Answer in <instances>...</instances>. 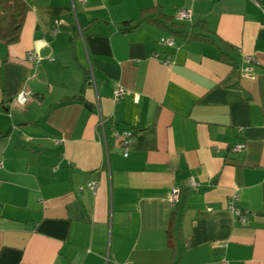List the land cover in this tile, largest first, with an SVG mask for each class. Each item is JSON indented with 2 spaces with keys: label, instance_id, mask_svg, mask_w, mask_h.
Here are the masks:
<instances>
[{
  "label": "crops",
  "instance_id": "crops-1",
  "mask_svg": "<svg viewBox=\"0 0 264 264\" xmlns=\"http://www.w3.org/2000/svg\"><path fill=\"white\" fill-rule=\"evenodd\" d=\"M25 1L0 40V264H264V0ZM180 8L208 40L170 29Z\"/></svg>",
  "mask_w": 264,
  "mask_h": 264
},
{
  "label": "built area",
  "instance_id": "built-area-1",
  "mask_svg": "<svg viewBox=\"0 0 264 264\" xmlns=\"http://www.w3.org/2000/svg\"><path fill=\"white\" fill-rule=\"evenodd\" d=\"M82 3H86L87 0H79ZM193 19V14L190 9L186 8H180L175 13V20L182 23L191 22ZM59 24L60 21L58 19H55L53 22V26L51 29L52 35H56L59 32ZM159 44L162 46H168V47H174L175 46V38L173 36L168 37H162L159 40ZM155 58H159V54H154ZM28 59L30 61H39L40 57L37 53H28ZM163 64L170 63V59L168 57L161 60ZM246 63L248 65L257 63V59L253 55H248L245 57ZM244 72L250 77L254 78V74L252 73V68L250 66H247L244 69ZM126 94V91L121 86L117 87L113 91V98L116 101H120L124 95ZM30 96L29 92H22L18 97V102L21 104H25L28 100V97ZM136 100L139 99L138 96L135 97ZM101 126L103 130H105L104 125V119L101 117ZM112 137L114 138L116 144L119 146L120 149L123 150L124 156L127 157L131 151V147L135 141L136 134L131 128H122L118 129L117 127H112ZM246 145L244 142H238L232 146L233 152H241L245 149ZM3 166L2 160L0 158V168ZM193 185H197L195 182H193ZM87 187L91 189L94 193H96L98 183L96 181H91L87 184ZM80 189H83V187H80ZM180 200V189L178 187H174L171 190L169 201L171 206H175L177 203H179ZM229 209L239 218L240 221L246 222V212L238 209L234 202L229 204ZM222 264H228V261L224 260L222 261Z\"/></svg>",
  "mask_w": 264,
  "mask_h": 264
},
{
  "label": "trees",
  "instance_id": "trees-1",
  "mask_svg": "<svg viewBox=\"0 0 264 264\" xmlns=\"http://www.w3.org/2000/svg\"><path fill=\"white\" fill-rule=\"evenodd\" d=\"M28 11L29 5L25 0H0V40L5 46L19 42ZM187 28L186 24L176 22L172 24L170 29L187 41H205L209 39L207 36L195 31H188ZM222 51L223 59H226L228 54H226L225 50ZM183 206V200L180 198L179 203L173 206L171 212L170 227L167 231L170 246H176L174 233Z\"/></svg>",
  "mask_w": 264,
  "mask_h": 264
}]
</instances>
